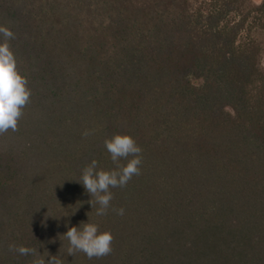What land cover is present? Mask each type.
<instances>
[{
  "label": "trees",
  "instance_id": "obj_1",
  "mask_svg": "<svg viewBox=\"0 0 264 264\" xmlns=\"http://www.w3.org/2000/svg\"><path fill=\"white\" fill-rule=\"evenodd\" d=\"M0 25L31 89L0 135V264L36 258L10 244L62 264H264V0H0ZM117 134L143 163L97 216L78 180L116 167ZM81 222L111 254H67Z\"/></svg>",
  "mask_w": 264,
  "mask_h": 264
},
{
  "label": "clouds",
  "instance_id": "obj_2",
  "mask_svg": "<svg viewBox=\"0 0 264 264\" xmlns=\"http://www.w3.org/2000/svg\"><path fill=\"white\" fill-rule=\"evenodd\" d=\"M0 37L3 38L0 42V135H2L9 130L13 132L18 130V121L23 116V109L30 102L31 89L27 77L18 68V61L10 44V41L15 39V33L9 27L0 25ZM90 134L92 133L85 131L83 135L87 137ZM104 143L116 167L111 170H97L98 162L93 159L83 169V174L78 180L91 195L89 203L92 208L99 205L96 208L97 216L106 215L108 212L114 198L110 189L126 187L133 176L140 174V166L143 163L142 148L132 135L117 134ZM122 159L127 161L126 165L120 163ZM112 210L118 215L124 214L123 208ZM62 237L69 242L68 255L75 256L77 252H83L89 259L102 258L111 254L113 250V234L110 230L101 232L95 223L81 222L80 227H70ZM9 251L36 257L31 264H62L58 256H52L46 261L35 248L10 244Z\"/></svg>",
  "mask_w": 264,
  "mask_h": 264
},
{
  "label": "rangeland",
  "instance_id": "obj_3",
  "mask_svg": "<svg viewBox=\"0 0 264 264\" xmlns=\"http://www.w3.org/2000/svg\"><path fill=\"white\" fill-rule=\"evenodd\" d=\"M252 5L258 6L261 4L262 0H249ZM264 42V38H263ZM261 68L264 69V55L262 56L261 59Z\"/></svg>",
  "mask_w": 264,
  "mask_h": 264
}]
</instances>
